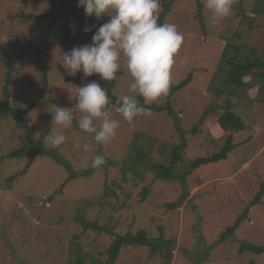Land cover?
Masks as SVG:
<instances>
[{
  "label": "rangeland",
  "instance_id": "rangeland-1",
  "mask_svg": "<svg viewBox=\"0 0 264 264\" xmlns=\"http://www.w3.org/2000/svg\"><path fill=\"white\" fill-rule=\"evenodd\" d=\"M77 1L0 0V101L10 64V101L21 110L32 106L21 118L42 150L24 175L8 182L29 157H9L27 139L0 110V264H75L70 248L80 251L86 264H107L105 251L113 238L140 230L149 239L172 241L163 244L171 246V253L162 257L147 247L125 246L114 264H264V254L239 249L242 242L264 247V194L261 204L247 208L264 184V82L252 79L247 91L216 93L226 76L221 59L224 40L253 47L264 58V17L241 18L250 15L258 0H236L231 15L215 25L204 3L201 21L197 19L198 0H162L160 15L170 3L162 23L174 24L184 37L174 57L171 84L192 75L191 82L171 97L176 123L160 112L140 115L129 126L115 107L108 106L120 124L115 138L105 145H96L91 134L78 128V87L65 83L57 70L58 64L65 69L62 54L76 46L45 44L46 16L52 7L59 10ZM108 19L104 16L103 23ZM120 63L112 92L117 97L135 95L129 92L133 81L123 56ZM82 79L101 87L105 83L97 74L85 78L82 73ZM168 99L167 94L147 105L163 106ZM229 100L243 122L242 130L232 131L234 149L225 160L191 170L192 159L223 147L224 134L216 118ZM55 106L73 107L76 116L60 149L44 142ZM193 129L197 131L192 133ZM84 143L92 144L93 150L85 152ZM174 145L185 147L171 182L154 180L143 167L129 168L125 174L119 169L123 158L138 151L167 163ZM97 154L105 157V164L85 168L84 161ZM168 204L177 206L168 209ZM245 209L237 229L220 240ZM77 215L107 231H83L73 221Z\"/></svg>",
  "mask_w": 264,
  "mask_h": 264
},
{
  "label": "clouds",
  "instance_id": "clouds-1",
  "mask_svg": "<svg viewBox=\"0 0 264 264\" xmlns=\"http://www.w3.org/2000/svg\"><path fill=\"white\" fill-rule=\"evenodd\" d=\"M203 3L215 25L231 15L236 0H203ZM78 7L83 8L87 17L100 20L108 16L109 19L99 26L90 44L73 47L62 54L65 71L73 77L77 73H83L85 78L97 74L103 81H112L120 71L123 56L133 81L129 92L135 95H120L115 112L133 126L138 116L149 114L137 96L147 105L169 93L174 57L184 37L174 24L159 22L162 0H78ZM75 99V108L80 114L76 120L78 128L91 134L96 145H105L114 139L120 121L109 110L111 101L106 90L92 81L78 87ZM74 119L73 107L55 106L45 144L60 149L67 141L65 130L72 128ZM75 147L81 145L77 143ZM83 150L91 152L93 145L84 143ZM105 162V157L97 154L84 161L83 166L95 169Z\"/></svg>",
  "mask_w": 264,
  "mask_h": 264
},
{
  "label": "trees",
  "instance_id": "trees-1",
  "mask_svg": "<svg viewBox=\"0 0 264 264\" xmlns=\"http://www.w3.org/2000/svg\"><path fill=\"white\" fill-rule=\"evenodd\" d=\"M203 0L197 1V19L201 21V7ZM170 3H168L163 13L160 15V23L165 14L169 12ZM48 18L47 32L45 38L46 45H60V46H81L85 44H90L92 42V36L103 24V18L97 20L95 17H87L84 13L82 7H78V1L66 8L59 10L52 7V11L46 16ZM252 17V18H251ZM264 17V0H258L256 4L251 8L250 15H244L241 18L243 20H253L255 18ZM28 18V17H27ZM251 18V19H250ZM39 19L38 17L36 18ZM252 24V22H251ZM86 28H91V31H85ZM225 46L221 55L223 65L226 66L225 78L223 80V87L217 88L216 93L220 94L223 92L231 91H247L251 88L252 79L261 80L264 82V58L257 55L255 48L244 46L240 43H233L232 40L226 39ZM10 67L8 64V71H6L4 77V83L2 87V100L0 101V110H3L9 117L14 121L16 128L25 131L26 134V144L19 149L13 150L10 154V158L18 157L21 155H28L29 161L25 163L24 168L21 172L9 177L8 182H12L19 176L24 175L25 172L30 167L32 161L37 156L38 153H42L40 146L32 140V134L27 129V127L22 122L21 116L25 115L27 111L31 110L32 106L28 107L26 110H21L18 106L14 105L10 101ZM57 70L65 83H72L76 87H81L87 84L82 79V73H77L75 77L69 75L61 65H57ZM120 75L118 71L116 78ZM245 78H249V81H244ZM192 75L188 74L186 78L176 85H170V90L168 93L169 99L163 106L158 105H145L141 97H137L139 103L145 108L149 109V113H160L164 112L168 117H170L176 123V114L174 113L173 106L171 103V97L176 92L184 88L188 83L191 82ZM115 84V79L112 81H105L103 88L106 90L111 103L109 106L117 107L116 101L117 96L112 92ZM42 88H46V77L42 76ZM234 107L229 100L225 103L223 111L220 113L219 117L216 118V123L224 134V144L219 152L213 153L206 157H199L192 159L189 162L190 169H196L200 166L207 165L210 163H217L219 161L227 159L228 154L234 149V143H232L233 136L232 131L237 133L243 129V122L233 111ZM197 130L193 129L192 133ZM183 145H174L169 151V159L167 163H160L153 161L147 153L138 151L133 156H126L119 163V169L122 174H125L129 168L143 167L147 172L151 173L154 180L171 182L175 179L174 171L177 169L178 165L181 164V154ZM72 175L68 178V180ZM67 180V181H68ZM66 181V182H67ZM147 188H145L142 194L145 196L147 193ZM264 194V184H261L259 190L253 199L249 202L247 208L253 207L256 204H261V198ZM185 196H183L182 200ZM143 198V197H142ZM52 198L50 197V200ZM181 200V201H182ZM180 201V203H181ZM177 204H168L166 207L168 209L175 208ZM247 209H245L235 220L231 227H228L220 236V240L228 235H231L235 229L239 226L242 220L246 217ZM73 221L77 223L83 231H92L95 233L106 232V228L100 227L95 222H90L84 219L82 216H73ZM75 239V237H74ZM157 241H162V238L158 240L149 239L146 233L142 230L136 233H126L124 235H117L111 241L110 245L105 251L107 256V264H114L117 260L119 254L125 246H142L149 248L152 255L167 256L173 250L171 246L165 247L164 243L171 244V242L162 241L161 243ZM165 247V248H164ZM240 252L249 251L255 254H264V247H258L252 244H247L242 242L240 244ZM71 258L75 259V264H86L80 258V251L75 248H70L69 250ZM71 262V261H70ZM72 264V262H71Z\"/></svg>",
  "mask_w": 264,
  "mask_h": 264
},
{
  "label": "crops",
  "instance_id": "crops-1",
  "mask_svg": "<svg viewBox=\"0 0 264 264\" xmlns=\"http://www.w3.org/2000/svg\"><path fill=\"white\" fill-rule=\"evenodd\" d=\"M252 91H254V90H252ZM248 93H249V92H248ZM249 99H251V98H249ZM215 132L217 133V136H213V137H215V139H216V138L219 137V134H218L217 130H216Z\"/></svg>",
  "mask_w": 264,
  "mask_h": 264
}]
</instances>
